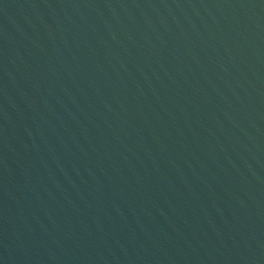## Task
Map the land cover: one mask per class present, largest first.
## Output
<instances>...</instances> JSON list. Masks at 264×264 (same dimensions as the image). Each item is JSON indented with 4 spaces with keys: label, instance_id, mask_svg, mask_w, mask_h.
<instances>
[{
    "label": "water",
    "instance_id": "95a60500",
    "mask_svg": "<svg viewBox=\"0 0 264 264\" xmlns=\"http://www.w3.org/2000/svg\"><path fill=\"white\" fill-rule=\"evenodd\" d=\"M0 264H264V0H0Z\"/></svg>",
    "mask_w": 264,
    "mask_h": 264
}]
</instances>
